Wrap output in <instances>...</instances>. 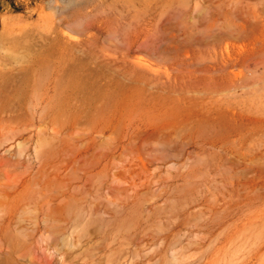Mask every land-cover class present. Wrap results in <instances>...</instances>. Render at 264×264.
I'll use <instances>...</instances> for the list:
<instances>
[{"label": "rangeland", "instance_id": "1", "mask_svg": "<svg viewBox=\"0 0 264 264\" xmlns=\"http://www.w3.org/2000/svg\"><path fill=\"white\" fill-rule=\"evenodd\" d=\"M76 21L94 28L76 33ZM151 49L249 58L257 88L253 183L236 170V184L219 195L217 182L178 179L166 188L169 199L157 200L155 185L144 187L145 177L135 175L140 188L124 191L137 197L126 205L111 188L94 186L111 184V168L90 180L105 142L97 150L85 137L73 141L66 167L68 120L85 131L111 120L112 105L133 85L130 70L128 77L111 56ZM247 64L238 63L241 74ZM3 65L15 76L0 87V143L7 158L39 172L30 180L29 209L0 207V264H264V0H0Z\"/></svg>", "mask_w": 264, "mask_h": 264}, {"label": "bare ground", "instance_id": "2", "mask_svg": "<svg viewBox=\"0 0 264 264\" xmlns=\"http://www.w3.org/2000/svg\"><path fill=\"white\" fill-rule=\"evenodd\" d=\"M64 2L68 4L70 0ZM74 25L76 33L94 28L93 24L86 25L81 21L74 22ZM111 57L126 68L128 77L132 73L133 85L112 105L111 120L107 117L98 119L86 131L71 125L68 120L65 127L67 168L72 142L77 143L80 138L85 137L95 149L99 148V143H106L104 153L100 151L96 154L90 180L92 177L93 181V177L102 172L106 173L111 168V184L107 179L93 183L97 192L111 188L112 197H119L117 201L123 204H128L135 196H129V188L135 193L139 191L140 187H134L138 186L134 180L135 175L145 177L142 186L146 187V184L151 183L155 185L158 190L157 200H166V188L168 185L174 186L178 179L185 182L193 180L196 184L214 181L221 186V189L218 188L219 195L226 194L225 189L235 183L238 178L234 175L236 170L241 173L248 171L253 183L256 166L257 88L255 89V72L248 57L228 52L168 53L157 49L144 50L137 55L126 52ZM240 60L248 62L246 74L238 71ZM11 69L6 65L0 68V87H7L8 80L15 76L14 70ZM119 70L121 71V68ZM41 93L43 100L45 91ZM3 109L0 105V131L5 128L1 124L4 118ZM37 137L40 146L44 137L40 133ZM2 146L0 143V148ZM2 149L0 207L11 212L29 209L33 195L29 184L31 179L35 180L39 169L35 170L34 167L33 173L30 163L25 166L24 161L19 158L9 159L5 156L9 149ZM38 157L40 169L43 170L47 160L46 150H41ZM190 185L193 188V183ZM176 190H180V187ZM124 191L130 192L126 193V196L129 194L127 198ZM229 191L230 188L227 192ZM42 196L44 199V193ZM223 197L225 199V196ZM205 198L204 191L199 201L202 203ZM122 212L125 213L126 208ZM249 218L252 219V215ZM250 222L248 220L242 225H248Z\"/></svg>", "mask_w": 264, "mask_h": 264}]
</instances>
